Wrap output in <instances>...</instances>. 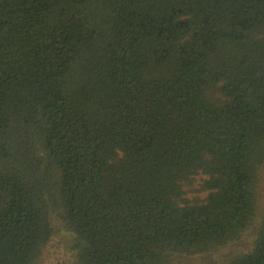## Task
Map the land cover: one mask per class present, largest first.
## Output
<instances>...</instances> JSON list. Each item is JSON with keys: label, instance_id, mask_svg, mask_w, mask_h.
Wrapping results in <instances>:
<instances>
[{"label": "trees", "instance_id": "1", "mask_svg": "<svg viewBox=\"0 0 264 264\" xmlns=\"http://www.w3.org/2000/svg\"><path fill=\"white\" fill-rule=\"evenodd\" d=\"M263 173L264 0H0V264L215 253Z\"/></svg>", "mask_w": 264, "mask_h": 264}, {"label": "rangeland", "instance_id": "2", "mask_svg": "<svg viewBox=\"0 0 264 264\" xmlns=\"http://www.w3.org/2000/svg\"><path fill=\"white\" fill-rule=\"evenodd\" d=\"M203 178L197 179L199 184ZM204 197V195H201ZM264 214V173L259 186V207L254 227L250 228L241 239L229 244L227 247L208 255L184 258L175 264H233L235 260L252 252L257 238V230ZM54 235L49 245L43 251L38 264H76L73 251V235L68 233L63 224L53 219Z\"/></svg>", "mask_w": 264, "mask_h": 264}]
</instances>
